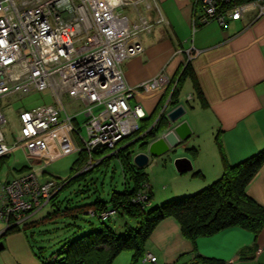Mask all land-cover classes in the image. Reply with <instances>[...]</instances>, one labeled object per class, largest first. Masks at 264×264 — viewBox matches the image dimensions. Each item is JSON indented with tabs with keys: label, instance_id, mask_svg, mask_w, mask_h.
I'll use <instances>...</instances> for the list:
<instances>
[{
	"label": "built area",
	"instance_id": "2783aa9c",
	"mask_svg": "<svg viewBox=\"0 0 264 264\" xmlns=\"http://www.w3.org/2000/svg\"><path fill=\"white\" fill-rule=\"evenodd\" d=\"M191 2L193 32L209 22L224 28L250 10L256 18L264 17V0ZM139 7L153 8L155 21L149 22ZM164 23L155 0H0V100L45 91L51 97V104L21 112L19 135L10 146L5 144L0 109V158L21 147L28 158L48 165L84 152L83 172L108 155L116 157L121 142L134 135L146 118L140 104H131L135 95L175 88L163 71L133 87L126 84L122 71L125 61L143 51L141 36ZM69 103L80 110L68 111ZM79 114L84 116L85 138L80 135ZM54 183L40 182L30 167L27 174L0 184L4 231L28 221L38 203L44 202L42 197L52 193ZM148 191L149 187L135 200L148 204ZM112 213L102 214V219ZM142 261L153 263L155 257L147 254Z\"/></svg>",
	"mask_w": 264,
	"mask_h": 264
},
{
	"label": "crops",
	"instance_id": "0c3cea01",
	"mask_svg": "<svg viewBox=\"0 0 264 264\" xmlns=\"http://www.w3.org/2000/svg\"><path fill=\"white\" fill-rule=\"evenodd\" d=\"M155 1L166 23L155 24L150 34L141 36L143 51L122 65L126 84L136 86L160 71L173 81L186 63H190L193 72V76L184 77L175 106L184 107L185 114L179 122L186 121L192 134L175 155L159 160L169 172L164 191L149 187L155 198L152 200L160 204L203 190L222 176L224 164L240 163L264 150V17L256 18V12L250 10L241 20L231 21L224 28L209 22L193 32L191 0ZM142 9L141 15L153 23L156 11ZM128 12L133 15L131 10ZM168 90L147 99H141L142 93H138L131 104H140L146 118L154 123L162 111L160 107L171 97ZM69 105H74V110L78 108L75 103ZM158 107L159 112L154 115ZM175 107L168 105L164 115ZM22 149L27 159L26 150ZM178 158L190 160L191 170L178 173L174 166ZM48 165L28 158L27 169L33 167L39 181L45 182L42 175L47 173ZM38 166L42 169L38 170ZM6 182L9 179L0 180V184ZM246 192L264 207V165ZM31 222L32 217L27 223ZM150 241L152 251L146 248V253L156 258L153 264H158L161 257L163 264L179 261L180 257L188 262L194 246L200 255L223 264H264V229L255 236L232 228L200 238L193 246L182 236L178 222L167 218L155 228Z\"/></svg>",
	"mask_w": 264,
	"mask_h": 264
},
{
	"label": "trees",
	"instance_id": "16d2710c",
	"mask_svg": "<svg viewBox=\"0 0 264 264\" xmlns=\"http://www.w3.org/2000/svg\"><path fill=\"white\" fill-rule=\"evenodd\" d=\"M187 75L193 76L190 63H186L182 67L180 76L173 79L172 83H176L173 92H171V86L168 90L167 95L171 93L169 105L172 107L178 104L180 86ZM159 107L156 108L154 115L159 112L158 110L162 106ZM152 123L151 118H144L140 122L139 130L121 142L123 146L118 155L105 159L99 164V166H107L112 158L118 160L123 174L122 192L112 191L107 202L96 200L93 203L78 207L65 206L60 209L57 207L39 222H25L34 227L41 222L44 223L46 220L54 218L76 219V215L88 211L90 216L97 218L101 223L99 229L92 230L78 238L69 240L65 237L63 240H59L55 244L58 248L51 253L48 259H42L40 264H112L117 255L124 251L132 253L130 264H153L142 262L146 253V243L155 228L167 218H173L178 222L182 236L190 241L193 246L200 238L210 237L232 228L244 229L255 236L264 229V207L246 192V187L264 165V150L240 163L224 164L222 176L216 182L193 195L152 205V196L149 190L146 192L148 204L136 201L138 195L144 194L149 180L144 169H138L132 163L136 152L133 148L136 145L143 147V143L138 144L140 140L134 144L129 143L140 136L141 139L149 140L154 137L156 130H162L166 127L164 116L159 117L156 126L152 127ZM6 158H0V168ZM86 159L84 152H77L70 168L71 173L76 171V168H80ZM86 176L85 174L75 179L71 178L69 182L71 181L70 184L73 185L75 181L77 183L84 181ZM62 192L57 195V198ZM70 204H73L72 201L68 205ZM90 211L92 214L89 213ZM110 212L113 213L102 219V214ZM119 216H125L129 220L135 221L136 226L127 228L125 224L124 234H118L111 222L116 221L113 220V217L118 218ZM67 227L71 228V224ZM18 229V227L10 228L2 233L1 237L14 233ZM45 249L39 248L38 254L42 255ZM195 249L194 246L193 256L188 262L179 263L176 261L171 264H223V261L200 255Z\"/></svg>",
	"mask_w": 264,
	"mask_h": 264
},
{
	"label": "rangeland",
	"instance_id": "374dc122",
	"mask_svg": "<svg viewBox=\"0 0 264 264\" xmlns=\"http://www.w3.org/2000/svg\"><path fill=\"white\" fill-rule=\"evenodd\" d=\"M18 1L21 2V0ZM142 10V7H139V11L141 12ZM154 94L155 92L151 93L149 90H144V92L140 95V98L147 99ZM48 104H51V97L47 91L33 93L27 97L13 96L0 100V109L5 118V124L2 129L5 138V144L11 142L13 144V142L18 138L20 123L19 117L21 112L32 110L38 106ZM67 108L70 112H78L80 110H74V105H68ZM97 112L98 111H95V113ZM83 118V114L78 115V120L80 122L78 127H80V135L85 138L86 131L82 123ZM134 150H138L136 146ZM85 154L87 158V153ZM76 155L77 153L68 154L52 161L46 167L45 170L47 173L42 176L47 180L55 181L56 184L54 183V186L52 187V193H49L47 197H42V201L44 202L38 203L37 206H40L34 209V212H32L27 217L28 219L32 217L33 222H39L49 213L53 212L57 207L59 209L65 206L70 208L78 207L93 203L96 200L107 202L110 199L112 191L122 192L123 174L121 172L120 164L116 158L109 160V164L107 166H99V164L102 162L101 161L95 167L80 172L86 165L85 161L80 168L77 166L78 168H76V171L71 173L70 168L73 161L75 160ZM27 162L28 158L26 159L24 150L21 147L17 148L13 154L6 158L3 165L1 166L0 180L4 181L9 179V181H12L13 179L27 174L29 171L27 169ZM164 166V164H159V161L154 163H151L150 161L149 164L144 168V171L148 174V187H150L152 190L160 189L159 192H161L164 191L165 187H167L165 178L166 176L168 177L169 172H166L163 169ZM15 168H19V171L15 170ZM36 168L38 170L42 169L41 166ZM85 174L87 175L85 178L86 181L84 180L78 183L75 181L73 185L70 184L71 181L69 182V180L71 178L75 179L82 175L84 176ZM69 185L71 186L67 188ZM60 192L62 193L59 198H57V195H59ZM69 201H72L73 204L68 205L70 203ZM158 204L159 203H156V200H152V205ZM35 205L36 203L33 204V207H35ZM113 220L116 221L111 222V225L118 234H124V230L126 228L124 227L125 224L127 228L136 226L135 221L129 220L125 216H119L118 218L113 217ZM25 222L18 226V231L1 237L2 233L5 232L4 229L6 227L5 223L0 221V243L4 247L3 250L0 251V264H40L42 259H48L51 253H53L58 248L55 244L59 240H63L65 237V239L73 240L101 227V223L98 221V219L90 216L88 211L76 215V219L71 218L64 220L62 218H54L51 220H46L44 223L41 222L34 227H32V224H25ZM69 224H71V228L67 227ZM150 243L151 241L149 238L146 243V248L149 251H152V246ZM41 247L46 249L42 255H39L38 249ZM147 254L149 253H145V255ZM131 258L132 253L129 251H124L117 255L112 264H130ZM142 262L145 263L144 261ZM178 262H185L184 258L180 257ZM163 263L164 261L161 257L158 260V264Z\"/></svg>",
	"mask_w": 264,
	"mask_h": 264
},
{
	"label": "water",
	"instance_id": "95a60500",
	"mask_svg": "<svg viewBox=\"0 0 264 264\" xmlns=\"http://www.w3.org/2000/svg\"><path fill=\"white\" fill-rule=\"evenodd\" d=\"M168 105L169 103H167L164 108ZM184 114L185 109L182 105L171 109L166 115H164V111L160 112L152 127L156 126L157 121L161 116H164L166 119V127L162 130H156L154 132V137L144 142L143 147L138 145V151L136 150L137 153L134 154L132 159V163L136 168L144 169L151 160L157 162L160 159H166L167 156L175 155L180 150L182 144L192 134L186 121L179 122ZM139 139H141V136L134 139L129 144H134ZM110 157L111 155H108L101 161ZM174 166L178 173H185L192 168L191 162L187 158L175 159ZM3 248V245L0 243V251H2Z\"/></svg>",
	"mask_w": 264,
	"mask_h": 264
},
{
	"label": "flooded vegetation",
	"instance_id": "af4514ba",
	"mask_svg": "<svg viewBox=\"0 0 264 264\" xmlns=\"http://www.w3.org/2000/svg\"><path fill=\"white\" fill-rule=\"evenodd\" d=\"M140 140V142L138 143V144H141V143H144V142H146L148 139H139ZM138 145H136V147H137ZM134 149V148H133Z\"/></svg>",
	"mask_w": 264,
	"mask_h": 264
},
{
	"label": "bare ground",
	"instance_id": "6f19581e",
	"mask_svg": "<svg viewBox=\"0 0 264 264\" xmlns=\"http://www.w3.org/2000/svg\"><path fill=\"white\" fill-rule=\"evenodd\" d=\"M253 11V10H252Z\"/></svg>",
	"mask_w": 264,
	"mask_h": 264
}]
</instances>
